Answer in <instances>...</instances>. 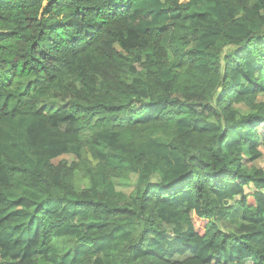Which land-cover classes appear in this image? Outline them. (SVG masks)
Returning a JSON list of instances; mask_svg holds the SVG:
<instances>
[{"label": "trees", "instance_id": "trees-1", "mask_svg": "<svg viewBox=\"0 0 264 264\" xmlns=\"http://www.w3.org/2000/svg\"><path fill=\"white\" fill-rule=\"evenodd\" d=\"M262 94L264 0H0V264H264Z\"/></svg>", "mask_w": 264, "mask_h": 264}, {"label": "rangeland", "instance_id": "rangeland-1", "mask_svg": "<svg viewBox=\"0 0 264 264\" xmlns=\"http://www.w3.org/2000/svg\"><path fill=\"white\" fill-rule=\"evenodd\" d=\"M259 98L264 99V94H262L261 96H259ZM237 108H239V107H237ZM146 113H147L146 111H143V114L144 115ZM260 150L263 153L262 154V157L259 160H257L254 164L257 167L264 169V148H260ZM78 180H79V178H78ZM133 184H134L133 181H131L128 185L125 182V185L123 187L119 188L118 190L121 191V192H123V193L128 194L130 192V190L132 189ZM218 223L221 225V229H223L225 231H234L235 230V225H233L232 222H230L229 220H219Z\"/></svg>", "mask_w": 264, "mask_h": 264}]
</instances>
